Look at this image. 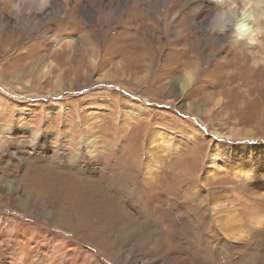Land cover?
<instances>
[{
  "label": "rangeland",
  "instance_id": "374dc122",
  "mask_svg": "<svg viewBox=\"0 0 264 264\" xmlns=\"http://www.w3.org/2000/svg\"><path fill=\"white\" fill-rule=\"evenodd\" d=\"M208 2L206 11L225 9L233 21L250 15V28L260 34L245 50L249 60L227 47L231 37L214 44L205 9L190 13L187 0H47L42 6L0 0V182L25 173L29 193L27 216L8 202L9 208L0 206L4 217L29 220L93 251L88 264H114L88 240L102 247L110 240L113 251L126 240L131 252L132 237L118 234L127 211L143 220L139 240H162L144 243L138 264L169 258L174 264H264V3ZM188 71L193 81L183 88ZM48 168L72 179L99 178L109 193L119 174L133 171L150 216L125 197L124 210L107 207L91 221L80 199L49 182ZM188 206L201 217L207 253L190 245L183 220ZM4 224L0 219L10 229ZM168 239L172 249L164 245Z\"/></svg>",
  "mask_w": 264,
  "mask_h": 264
},
{
  "label": "bare ground",
  "instance_id": "6f19581e",
  "mask_svg": "<svg viewBox=\"0 0 264 264\" xmlns=\"http://www.w3.org/2000/svg\"><path fill=\"white\" fill-rule=\"evenodd\" d=\"M228 1L229 2H235V4L237 3V0H228ZM46 2H47V0H40L39 4L42 6ZM187 2H188L187 4H188L190 13L191 12H193V13L203 12L202 10H204L206 5L209 4L208 0H187ZM251 2H256L257 5H260V4L264 3V0H246V2L243 3V5H246V4L251 3ZM134 5H135V3H134ZM204 12L202 13V16H204L205 21L207 22L209 31H213V32L217 33L216 40H215L214 44H219L221 42L224 43V41L227 42V38L231 37L232 41H231L230 45H228L227 47L231 48V50L233 52H239L245 61L249 60L250 56H248V54H246L245 50L253 47V45L256 43V40H258L257 37L260 34L259 30L250 28L251 27L250 26V18H249L250 15L248 13H246V11H245L240 17L236 18L233 21L232 20L233 17H230L228 15L229 13L227 14L225 12V9L223 10L221 8H218V10L213 14H212V12L206 11V9L204 10ZM194 16L195 15H193V17ZM193 22L194 23L191 24L192 26L196 24L195 21H193ZM230 25H233L232 36H228V33H227V28ZM80 38H81V36H80ZM81 43H82V41L79 40V38H78V39H76V41H74L73 45L76 48V47H80L82 45ZM84 43H86L89 46H92V45L94 46V42L91 41V39L90 40L84 39ZM262 53L264 54V46L262 47ZM252 59L254 61H257L253 57H252ZM195 64H197V63H194V65ZM191 67L193 69L195 68L194 66H191ZM102 76H103V78H108V77L110 78L109 73H103ZM192 81H193V72L188 71L185 73V75L181 79L180 83H181V86H183V88H184L186 85H188ZM8 133H10L9 130H8ZM7 140H10V139H7ZM22 144H25V143H22ZM4 145H5V143H4ZM4 151H6V154L9 152L8 148L7 149L4 148ZM2 157L4 158L5 156H2ZM21 157H22V155H21ZM214 158H215V154L210 153V159L208 162L212 163L213 162L212 160ZM5 160H7V159H5ZM18 162L19 163L21 162L20 158H19ZM70 162H72V161H70ZM29 167H27V173L29 172ZM48 167H50V166H48ZM24 168L22 169V171L24 170ZM115 171L112 170V168L110 167L109 174L113 175V173ZM46 172H48V175H46ZM216 173H218V172H216ZM213 174H215V173H213ZM40 175L43 176L42 173ZM44 175L46 177H49L48 178L50 180L49 182H53L54 184L58 183L57 185H59L61 189H65L66 191H64L63 194H66V197L71 198L73 201L80 199V201L77 204L81 205L80 209L82 210L83 213L86 212V214H89L88 219L91 221H94L97 219V214L99 212H101V210H104L106 212L107 207L114 206V207H117L118 210H124L125 207L121 203L122 202L121 199H123V198L125 199V197L128 198V199L127 198L126 199L129 201L131 206H136L138 208V211L143 216H146V217L150 216V213H149L150 210H149L148 202L146 201L144 193L142 192L141 187L139 186V184L137 182V174L134 173L133 171H128V172L121 173L118 175V179H117L118 184L116 185V187H114L112 193H109V192H107V190H104L102 180L99 178L91 180V181H89V180L84 181L83 179H81L79 177H74L72 179V177H70L69 173H65V174L59 176V173L52 172V170L50 171L49 168L44 171ZM219 175H220V173H219ZM110 177L111 176H109V178ZM24 178H25V173H22L19 178H15V180H13V181H8V182H6L5 185L1 184L2 182H0V206H2L3 208H9V206H7V205H9V203H12L15 207L14 210H16L17 213L19 211L20 212L19 214H21L22 216H27V213L24 210V207L28 201L27 196L29 195V193H27V191H25L26 188H25V184H24ZM44 179H45V177H44ZM113 180L114 179H112V177H111V182H113ZM34 181H36V180L31 179V181H28L29 185L32 187H36L34 185ZM49 182L47 181L45 184H47ZM18 185L21 186L23 191H20L17 188H15ZM40 192H41V190H40ZM73 192H76L77 195H73L72 194ZM35 198L36 197L34 196L33 200ZM159 198H161V197L159 196ZM42 204H41V206H42ZM39 205H40V203H39ZM214 206H215V203L213 202L212 203V209H214ZM190 207L191 206H188L187 208L185 207V209L183 210V212L185 213V216L183 218V220L185 222L184 224H186L185 226L189 228L188 229L189 241L192 240V242L191 243L189 242V243L192 246L194 244H196L193 246L195 249L194 250L195 252H198L201 249L202 253L203 252L207 253L209 247L204 248V246H202V243H201V240H203V238L201 236L202 232H200V227H199V224L201 223L200 222L201 217L197 215L198 213H197V210L195 208H190ZM32 209H34V208H32ZM82 216H83V214H82ZM126 216H129V219H127L124 222V225H125L124 227H126V229L124 232L118 231V234H121L123 236L125 235L124 237H129V236L132 237V240L130 241L132 243L131 252H129L128 254L126 253V251L124 249V245H123V242L126 243V240H120V245L118 247H115V250H114L115 252L113 251V246H112V243H114V242H112L110 240L105 243L104 247L100 246L101 244L98 245L96 240H88L90 242V245L92 244L93 247H95L97 249H98V247H100L102 252L114 264H127L125 261V256L128 257L127 261L131 260V261H134L135 264H138L137 261L140 259L139 256L140 257L143 256V249L145 248L144 247L145 244L154 246L157 244V242L162 241V240H148L147 241L148 243H146L145 240H139V239H142L140 229H141V226L144 225L143 220H140L139 217H137V218L134 217L133 214H131L128 211L126 213ZM56 217H58V216H56ZM77 217L80 218V216H77ZM0 219L1 220L4 219L5 224H7L10 228V229H6L5 227H3V228L0 227V264H88L89 259H90L89 261H91V263H92V260L95 258V256L93 255L94 254L93 251H91L89 249L87 250L86 248L83 250L82 249L80 250V249H78L77 244L73 243L71 240H65L64 238L57 237L56 234H52V233L48 232L47 229L44 230V228L42 229L40 227H37L35 224L30 223V221L28 219H27L28 221H24V222L23 221H17V220H13L12 218H9V217H4V215H2L1 213H0ZM181 220H182V218H181ZM195 222H197V223L193 226V224ZM76 225H77V223H76ZM76 225H75V227H76ZM182 227H184V226L182 225ZM128 231H130V232H128ZM152 231L150 233H152ZM7 232H10V234H11L12 238L10 240L5 239V235L7 234ZM171 233H173V232H171ZM68 234L72 237L75 236L74 232H69ZM202 235H203V233H202ZM154 239H155V237H154ZM163 241L166 242V243H164V245L169 244L168 248L172 249L170 247L172 246L173 240L168 239V240H163ZM6 244H8V245H6ZM121 245H123V246H121ZM115 246H116V244H115ZM125 248H126V245H125ZM78 250H80L81 252H79ZM158 253H160V252H158ZM211 253H212V251H211ZM174 262H175V259L169 258L165 264H174ZM227 262L229 264H232V262L230 263V261H227Z\"/></svg>",
  "mask_w": 264,
  "mask_h": 264
}]
</instances>
